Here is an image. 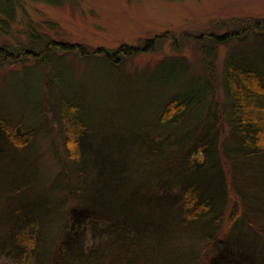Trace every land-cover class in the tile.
Instances as JSON below:
<instances>
[{
  "label": "trees",
  "instance_id": "trees-1",
  "mask_svg": "<svg viewBox=\"0 0 264 264\" xmlns=\"http://www.w3.org/2000/svg\"><path fill=\"white\" fill-rule=\"evenodd\" d=\"M19 4L0 0V68H36L41 82L27 112L33 124L17 115L9 120L0 104V127L11 125L5 134L0 128V264H264V17L229 19L219 24L234 28L194 36L205 62L201 73L183 56L164 55L158 63L179 64L190 77L160 89L136 138L114 126L119 141L125 135L129 142H114L108 157L89 141L94 123L86 99L71 93L70 79L53 59L75 50L79 60L123 68L126 56L153 50L159 36L143 50H87L30 25L26 42L8 40ZM221 45L226 53L215 77L212 58ZM29 57L36 63L28 67ZM218 89L224 114L218 112ZM53 94V117L43 120L50 128L56 122L62 143L52 138L51 146H62L64 160L51 176L56 184L50 181V191L43 192L42 174L16 154L30 142L23 133L38 135L40 104ZM231 194L242 217L233 225L237 218L230 215L231 227L224 228ZM209 242L223 251L206 257Z\"/></svg>",
  "mask_w": 264,
  "mask_h": 264
},
{
  "label": "rangeland",
  "instance_id": "rangeland-1",
  "mask_svg": "<svg viewBox=\"0 0 264 264\" xmlns=\"http://www.w3.org/2000/svg\"><path fill=\"white\" fill-rule=\"evenodd\" d=\"M19 5L15 20L11 23L8 40L16 37L19 41L26 42L25 32L30 25L40 28L55 41L79 44L87 50H114L123 45L143 50L147 40L159 36L160 40H156L153 50L141 53L137 50L135 55L126 56L123 68H111L101 59L79 60L74 54L75 50L53 59L58 70L70 79L71 93L80 94L86 99L89 118L94 123L91 127L94 131L89 141L93 145L101 146V151L108 157H112L109 149H113L114 142L126 146L129 142L125 136L127 133L136 138V128H141L140 122L149 118L153 109L152 100L156 101L161 88L166 91L176 78L182 80L183 75L185 78L190 77L191 73L180 68L179 64L174 69L170 61L158 63L164 55L183 56L194 72L201 73L202 64L205 62L202 61V52L192 40L194 36L234 28L231 24H219L229 19L264 17V0H65L61 5L20 0ZM47 22L53 25L48 26ZM225 53L226 47L221 45L212 58L216 69L213 74L215 77L220 72ZM25 63L29 67L36 61L29 57ZM23 68L21 63L0 68V104H4L3 108L8 113L1 115H7L9 120L17 115V119L28 125L33 120H30L32 114L28 115L27 112L32 109L34 98L38 97V93L33 91L39 88L41 79L36 68L31 72L29 69L23 71ZM212 73L211 71V75ZM42 84L44 86V81ZM26 85L25 101L20 94L25 91ZM217 96L218 112L224 114L222 90L218 89ZM55 97L53 94L47 95L45 101L42 99L39 121L34 125L39 133L33 139L23 133V139L26 136L24 140L30 142L16 154L17 157H26L30 164L34 163L42 174L40 179L43 178V192L50 191V181H53L51 185L56 184L51 176L60 170L59 160H64L62 146L58 145V150L51 146L52 138L56 141L61 138L60 136L58 139L56 122L50 128L49 123L43 120L44 117H53L49 108ZM15 126L12 125V128ZM114 126L122 130L121 134H125L120 141ZM2 127L5 134L11 125L5 122ZM22 145L23 140L16 144ZM6 153L8 155L9 151ZM18 170L24 169L18 166ZM230 215H236L237 218L235 222L232 220L233 225L242 217L240 201L233 194L228 203L224 228L231 227L226 221L232 219ZM211 244L209 242L206 257L212 258L221 253L224 247Z\"/></svg>",
  "mask_w": 264,
  "mask_h": 264
}]
</instances>
